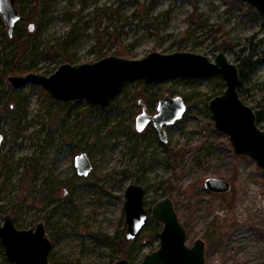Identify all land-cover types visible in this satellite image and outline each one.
<instances>
[{
	"label": "rangeland",
	"instance_id": "obj_1",
	"mask_svg": "<svg viewBox=\"0 0 264 264\" xmlns=\"http://www.w3.org/2000/svg\"><path fill=\"white\" fill-rule=\"evenodd\" d=\"M29 1L16 0L20 43L6 34L0 13V224L7 214L19 228L44 222L53 241L52 264H115L123 257L140 264L159 247L162 223L152 219L137 238L126 237L125 191L136 182L146 188L147 209L167 196L174 200L187 243L206 241V264H264V175L216 127L209 103L225 90L220 74L171 78L156 89L143 79L131 81L103 109L87 98L60 103L42 84L15 88L8 79L31 71L50 75L64 62L112 54L142 58L156 50H188L214 61L225 51L238 65L239 55L249 53L259 62L240 95L264 114L259 11L242 0ZM11 59L18 71H5ZM167 93L183 96L187 111L166 126L163 142L153 123L137 131L136 118L140 99L156 113ZM258 123L264 129V119ZM83 152L93 165L88 175L75 165ZM207 177L225 179L232 188L208 190ZM243 200L255 211L248 214ZM236 230L249 235L244 244L250 256L237 248ZM0 264H17L8 260L1 241Z\"/></svg>",
	"mask_w": 264,
	"mask_h": 264
},
{
	"label": "water",
	"instance_id": "obj_2",
	"mask_svg": "<svg viewBox=\"0 0 264 264\" xmlns=\"http://www.w3.org/2000/svg\"><path fill=\"white\" fill-rule=\"evenodd\" d=\"M255 7L264 17V0H242ZM0 13L12 35L22 19L16 0H0ZM35 23L29 24L33 30ZM220 74L225 80V90L209 103L217 129L227 133L237 154L253 159L264 175V129L259 126L256 111L248 105L239 92L240 68L230 61L225 51L215 60L194 51L182 50L171 53L151 51L142 58H126L108 55L93 62H64L52 74L39 72L11 75L9 81L19 88L31 81L45 86L58 102L87 98L100 108H106L120 96L126 84L143 79L156 89L160 83L177 77L200 78ZM143 109L136 118V130L143 131L150 123L158 131L160 139L167 142V125L175 124L184 117L187 104L183 96L167 93L159 100L157 112L151 113L140 99ZM4 135L0 133V147ZM78 173L88 175L93 167L87 153L75 157ZM205 187L215 192H228L232 184L219 177H207ZM126 237L139 236L150 218L162 223L159 247L147 253L140 264H206V241L198 238L193 245L187 243V229L179 219L174 200L167 196L158 200L151 209L145 206L146 188L131 183L125 191ZM0 241L5 246L8 260L17 264H52L50 252L53 241L44 222L34 228H19L11 214L5 215L0 224ZM115 264H133L123 257Z\"/></svg>",
	"mask_w": 264,
	"mask_h": 264
},
{
	"label": "trees",
	"instance_id": "obj_3",
	"mask_svg": "<svg viewBox=\"0 0 264 264\" xmlns=\"http://www.w3.org/2000/svg\"><path fill=\"white\" fill-rule=\"evenodd\" d=\"M32 2H34V1H31V0L29 1V3H32ZM6 34H8V36H10L11 39L18 41L19 43L22 42V36H21V34H19V32L16 29H14L12 35H10L9 31H7ZM242 51L245 52V49L243 48ZM252 59H253L252 55L249 53H248V55L247 54L239 55L240 62L238 63V66L240 68V84H239L240 94H242V92L244 90V83H245V80L248 78L249 70L250 69L256 70V68H257V63L259 61L258 60H252ZM6 64H5L6 67H4L5 71H9V72H13L14 70L18 71L17 70L18 65H17V63H14L13 59L7 61ZM21 71L25 72L28 70H21ZM256 113H257V117H258V122L262 121L264 119L263 111L257 110ZM152 219L153 218L151 217L150 220H152Z\"/></svg>",
	"mask_w": 264,
	"mask_h": 264
},
{
	"label": "bare ground",
	"instance_id": "obj_4",
	"mask_svg": "<svg viewBox=\"0 0 264 264\" xmlns=\"http://www.w3.org/2000/svg\"><path fill=\"white\" fill-rule=\"evenodd\" d=\"M251 195L253 196V198H256L257 197V194L254 192V190H252V192H251ZM247 201H244L243 200V206L245 207V203H246ZM256 206H257V209H256V211H258L261 207H260V204H261V199L260 198H258V200L256 201ZM246 211H247V213L249 214V213H251V212H254L255 210H253V209H251L250 208V206H247L246 205V207L244 208ZM234 241H235V244H236V246H237V248L239 249V250H243V249H245V250H248L247 249V245H245L244 244V242H245V240L246 239H248L249 238V235L246 233V231L244 230H236L235 232H234ZM247 254L250 256V254H251V251L250 250H248L247 251Z\"/></svg>",
	"mask_w": 264,
	"mask_h": 264
}]
</instances>
